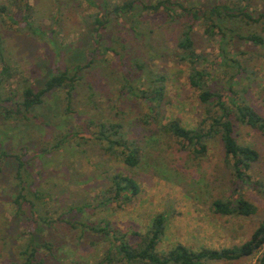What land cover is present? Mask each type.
I'll list each match as a JSON object with an SVG mask.
<instances>
[{
  "label": "rangeland",
  "instance_id": "1",
  "mask_svg": "<svg viewBox=\"0 0 264 264\" xmlns=\"http://www.w3.org/2000/svg\"><path fill=\"white\" fill-rule=\"evenodd\" d=\"M7 1L0 0V4ZM28 1L34 8L30 24L16 6L11 9L19 15L18 21L0 15V102L13 110L7 117L0 108V151L24 153L25 159L43 169L41 185H49L54 199L46 212L58 219L77 204H91L79 214V220L99 223L105 219L114 228L128 232L133 242L138 239L133 231H147L154 216L165 213L166 230L159 252L177 243L201 249L248 241L264 219V192L253 184L264 181V131L248 124L236 125L238 142L259 152L249 171L251 181L242 188L257 210L249 216L225 215L212 207L215 198H227L233 190V176L219 137L209 141L205 156L196 158L190 150L180 148L177 138L163 132L159 121L179 118L192 128L205 115L199 92L189 82L188 65L179 57L177 44L187 17L178 4L195 8L220 3L247 5L257 19L264 13V0H173L176 18L165 8L151 11L139 4V17L125 24L112 11L113 4L125 0ZM143 1L155 4L159 0L139 3ZM235 11L238 17L224 20L234 30L229 58H239L247 68L235 87L264 116V49L239 36L260 32L261 22L248 17L247 21ZM98 13L103 15V24L96 23ZM193 37L197 51L207 56L206 67L212 69L221 56L222 34L217 32L210 38L198 22ZM5 66L8 72H3ZM63 73L72 78L67 86L47 93L45 101L29 111L5 101L8 96L21 99L28 86L40 90L54 75ZM161 75L164 80H156ZM227 79L229 75L219 71L212 75L209 85L213 90L225 88L229 86ZM161 84L165 86L161 115L152 123L147 118L150 106L140 90L150 91ZM153 107L160 110L154 103ZM116 122L123 125L128 141L139 147L136 165L126 163L124 155H110L96 139L102 123ZM56 143L59 147L52 149ZM37 151L40 155L32 158ZM8 158H0V264L20 260L18 250L25 240L28 218L27 213L15 214L10 203L16 164L5 162ZM116 172L133 176L140 192L129 202L118 200L99 207L109 176ZM41 234L59 247L52 253L47 248L41 250L49 253L46 264H97L102 259L106 241L95 244L99 240L96 233L72 229L65 219L57 220ZM211 264L258 261L256 254Z\"/></svg>",
  "mask_w": 264,
  "mask_h": 264
},
{
  "label": "trees",
  "instance_id": "2",
  "mask_svg": "<svg viewBox=\"0 0 264 264\" xmlns=\"http://www.w3.org/2000/svg\"><path fill=\"white\" fill-rule=\"evenodd\" d=\"M139 2L140 0H125L123 3L113 4L112 11L116 19L124 24L128 19L136 20L142 11L139 9L140 5H143V9H151V11H159L161 8H165L166 12H171L172 18H176L173 10V6H175L173 0H159L155 4H147L144 1L143 3ZM178 5L184 10V17H187L185 29L177 44L180 49L179 57L188 65L189 82L199 92V99L205 115L199 124L192 128L183 125L179 118H173L164 123L159 121L160 129L177 138L180 148L190 150L196 158L205 156L209 150V141L219 137L223 144L225 162L233 176V190L227 198H215L212 201L213 210L225 215H252L257 208L253 202L244 196L242 188L243 183L251 181L249 171L253 163L258 160L259 152L250 145L239 143L235 130L237 123H242L264 131V116L243 95L239 94L235 87L239 83L240 75L247 68L239 58H229V47L234 39V30L233 28L229 29L224 24V20H227L226 17H238L236 9L240 15H243V19L248 21V17L255 22H261L262 30L260 32L255 31L239 36L264 49V13L255 19L247 5L234 6L233 4L220 3L208 8L204 6L188 7L184 3ZM12 6L18 7V11L22 14V19L26 24L31 23L34 8L28 0H8L6 3H1L0 15L5 14L13 20L16 17L18 18L19 15L12 11ZM107 15L110 16V13ZM95 17L96 23L103 24L102 14L98 13ZM16 21L18 20L16 19ZM198 22L203 24L204 31L210 38L214 37L217 32L222 34L220 42L221 56L219 61L213 64L212 69H208L205 65L207 56L198 52L195 46L193 28L195 23ZM0 55H2V50H0ZM5 71L8 72L6 66L3 68V72ZM219 71H225L229 75V79L226 81V86L228 83L229 86L213 90L209 85V81L212 75ZM164 78L161 75L156 80L163 81ZM71 80L72 78H68L65 73L57 74L50 78L44 88L34 90L31 86H28L23 90L21 99L16 100L14 97L8 96L5 101L17 103L25 111H29L34 106L42 104L47 93L56 88L67 86ZM129 90L134 92L133 88H129ZM164 90L165 86L163 84L150 91L148 89L140 90V96L150 106L147 118L152 123H157L161 115L160 107ZM237 93L240 97L237 96ZM153 103L160 110H154ZM0 108L4 110L7 117L12 116L13 110L7 105L0 102ZM96 139L110 155L116 157L124 155V160L130 165L138 163L139 147L134 141H128L121 123H102L96 134ZM57 147H59V143L53 145L52 149ZM25 155L19 152L9 155L7 152L0 151V158L8 156L9 158L5 162L11 160L13 165L16 164L13 171V191L10 194V203L15 206V214H28L25 222L27 231L23 233L25 240L22 243V248L18 250L20 260H12L11 264H46V256L59 247L55 242L43 236L41 232L44 233L57 220L64 219L70 223L72 229L78 230L81 228L84 232L92 231L93 234L96 233L95 235L99 240H95V244L102 239L106 241L102 259L97 264H211V261L236 260L256 254L258 264H264V219L255 229L251 238L241 245L194 249L184 243H177L166 252L158 251V245L166 230L167 215L165 213L155 215L147 231H133L132 235L138 236V239L134 242L128 232L114 228L105 219L100 220L99 223L97 222L98 224L93 221L79 220V214L84 212L91 204H77L65 213H61L58 219H54L46 212V209L48 211L50 207L48 203L54 199L49 185L47 184L46 187L41 185L43 169L36 168L38 164L33 165L24 158ZM39 155L40 152L37 151L32 158ZM253 184L256 187H261L264 192V181H256ZM139 192V183L133 176L116 172L109 176L108 185L103 190L104 198L98 206H108L111 202L118 200L129 202ZM53 210L56 211V209ZM43 248H47L49 253L41 252Z\"/></svg>",
  "mask_w": 264,
  "mask_h": 264
}]
</instances>
